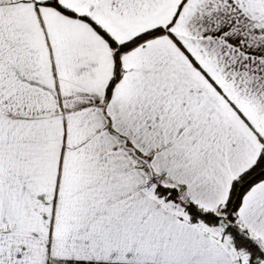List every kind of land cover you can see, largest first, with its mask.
I'll use <instances>...</instances> for the list:
<instances>
[{"label":"snow or ice","instance_id":"obj_1","mask_svg":"<svg viewBox=\"0 0 264 264\" xmlns=\"http://www.w3.org/2000/svg\"><path fill=\"white\" fill-rule=\"evenodd\" d=\"M0 264H264V0H0Z\"/></svg>","mask_w":264,"mask_h":264}]
</instances>
